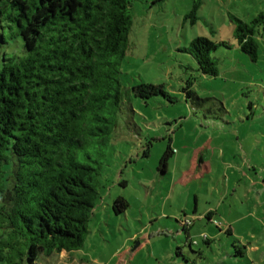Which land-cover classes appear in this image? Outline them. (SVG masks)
Masks as SVG:
<instances>
[{"label":"rangeland","instance_id":"374dc122","mask_svg":"<svg viewBox=\"0 0 264 264\" xmlns=\"http://www.w3.org/2000/svg\"><path fill=\"white\" fill-rule=\"evenodd\" d=\"M129 1L122 106L83 244L38 264H264V0ZM233 17L259 18L255 60L238 47ZM197 36L231 45L211 53L216 75L184 51ZM4 53L21 55L20 38L0 47V68ZM142 82L173 101L135 96Z\"/></svg>","mask_w":264,"mask_h":264},{"label":"trees","instance_id":"16d2710c","mask_svg":"<svg viewBox=\"0 0 264 264\" xmlns=\"http://www.w3.org/2000/svg\"><path fill=\"white\" fill-rule=\"evenodd\" d=\"M232 20L238 47L255 60L259 18ZM131 23L129 0H0V47L22 44L21 55L1 57L0 264H38L82 246L100 157L122 106L120 63ZM220 46L231 45L197 36L184 51L201 73L216 75L211 53ZM131 90L173 101L161 84ZM172 153L167 147L160 165ZM112 207L122 212L127 201L116 197Z\"/></svg>","mask_w":264,"mask_h":264}]
</instances>
